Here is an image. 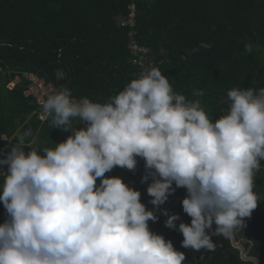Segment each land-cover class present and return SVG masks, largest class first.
<instances>
[{"label":"clouds","instance_id":"9594fccd","mask_svg":"<svg viewBox=\"0 0 264 264\" xmlns=\"http://www.w3.org/2000/svg\"><path fill=\"white\" fill-rule=\"evenodd\" d=\"M245 49L251 53L253 45ZM227 98L212 119L199 98L174 91L157 67L107 102L75 99L67 87L48 95L41 108L50 126L71 134L38 149L28 142L29 128L0 156V167L7 166L0 171V264L186 263L184 252L150 229L159 216L141 192L105 176L117 166L135 171L137 157L145 162L141 182L152 180L147 193L156 210L186 189L182 207L191 223L177 229L179 214L163 209L165 226L182 233L183 248L213 254L212 236L231 238L257 208L254 177L264 168V87H235Z\"/></svg>","mask_w":264,"mask_h":264},{"label":"trees","instance_id":"16d2710c","mask_svg":"<svg viewBox=\"0 0 264 264\" xmlns=\"http://www.w3.org/2000/svg\"><path fill=\"white\" fill-rule=\"evenodd\" d=\"M132 3L137 7L138 40L152 49L154 67L168 78L174 91L199 98L210 118H218L228 107L227 90L264 87V0H0V156L29 128L28 142L38 149L54 147L53 142H63L71 134L52 129L49 117L42 121V103L26 93L31 83L28 74L37 75L56 91L67 87L73 98L96 102H107L137 78L128 50L129 28L119 22L121 14H129ZM202 42L211 47H200ZM246 43L253 45L251 53L246 52ZM194 48L198 51L191 52ZM17 76L21 80L10 88ZM197 89L204 96L194 97ZM72 123L76 127L80 122L74 119ZM6 170V165L0 167ZM145 174L144 162L142 172L116 167L108 177H122L143 198L152 181L142 183ZM253 191L258 206L234 237L244 244L249 257L264 264L262 169L254 177ZM179 193L186 194V189L178 188L174 194ZM163 209L179 214L177 229L192 218L180 205L160 207L158 221H149L153 232L185 252L182 233L165 226ZM5 219L0 203V224ZM213 242V254L201 264H255L241 257L230 237Z\"/></svg>","mask_w":264,"mask_h":264},{"label":"built area","instance_id":"2783aa9c","mask_svg":"<svg viewBox=\"0 0 264 264\" xmlns=\"http://www.w3.org/2000/svg\"><path fill=\"white\" fill-rule=\"evenodd\" d=\"M130 9L131 10L129 14L126 15V17L121 19L120 24L123 27L129 28L128 50L130 53V62L136 67L137 69L136 75L138 77L142 75L145 72V70L148 69L149 67H154L155 63L152 58V55H153L152 49L141 44L138 40L137 25H136L137 24L136 3H132V5L130 6ZM28 75H29V79L31 80V83L29 84L26 93L37 96L40 103H43L48 95L56 92L53 85L46 84L45 81L41 79L40 77H38L37 75L35 74H28ZM28 75H27V78H28ZM261 163L264 164V161H261ZM143 167H144V160L140 157H137V167L135 169V172H141L143 170ZM262 170H264V168H262ZM110 172L105 173V176H108ZM99 183L100 181L97 179V185H99ZM185 196L186 194H183V193L170 195L169 199L165 202V204L161 205L160 207H167V208L170 207L171 208V207L180 206L182 205V200L185 198ZM151 199L152 197H150L146 191L144 194V197L141 198V201L142 203L146 205V207L149 210H154L157 212L155 207L150 203ZM214 229L215 228H213L212 230ZM212 230H209V231L211 232ZM221 237L222 236L214 235L212 236V240L214 241ZM184 253L186 256L185 262L189 264H201L208 256L212 255V251H209L207 249H201L197 251L191 248H186Z\"/></svg>","mask_w":264,"mask_h":264},{"label":"water","instance_id":"95a60500","mask_svg":"<svg viewBox=\"0 0 264 264\" xmlns=\"http://www.w3.org/2000/svg\"><path fill=\"white\" fill-rule=\"evenodd\" d=\"M231 240H232V243L234 245V247L240 249V252H241V257L244 259V260H252L255 262V264H259V260L258 258L256 257H249L247 255V252H246V249L244 247V245L241 243V242H237L235 237H234V234L231 236Z\"/></svg>","mask_w":264,"mask_h":264},{"label":"rangeland","instance_id":"374dc122","mask_svg":"<svg viewBox=\"0 0 264 264\" xmlns=\"http://www.w3.org/2000/svg\"><path fill=\"white\" fill-rule=\"evenodd\" d=\"M28 79H29V75H28ZM20 80H21V78L17 76V77L15 78V80L9 84V86H10V87H13V86H14L16 83H18ZM28 92H29V90H28ZM42 117H43V119H47L48 116L44 113V114L42 115Z\"/></svg>","mask_w":264,"mask_h":264},{"label":"crops","instance_id":"0c3cea01","mask_svg":"<svg viewBox=\"0 0 264 264\" xmlns=\"http://www.w3.org/2000/svg\"><path fill=\"white\" fill-rule=\"evenodd\" d=\"M136 10H137V7H136ZM48 118V117H47ZM41 119L43 122H45L47 119H43V117L41 116ZM184 264H189V263H184Z\"/></svg>","mask_w":264,"mask_h":264}]
</instances>
